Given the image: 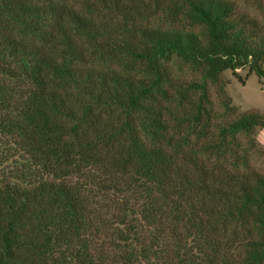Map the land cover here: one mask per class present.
<instances>
[{
    "label": "trees",
    "instance_id": "obj_1",
    "mask_svg": "<svg viewBox=\"0 0 264 264\" xmlns=\"http://www.w3.org/2000/svg\"><path fill=\"white\" fill-rule=\"evenodd\" d=\"M237 69L264 0H0V264H264Z\"/></svg>",
    "mask_w": 264,
    "mask_h": 264
},
{
    "label": "rangeland",
    "instance_id": "obj_2",
    "mask_svg": "<svg viewBox=\"0 0 264 264\" xmlns=\"http://www.w3.org/2000/svg\"><path fill=\"white\" fill-rule=\"evenodd\" d=\"M239 78L230 71L223 73L227 81L226 90L232 103L240 110L257 109L264 111V79L257 78L253 73L247 74L246 69L236 70Z\"/></svg>",
    "mask_w": 264,
    "mask_h": 264
},
{
    "label": "crops",
    "instance_id": "obj_3",
    "mask_svg": "<svg viewBox=\"0 0 264 264\" xmlns=\"http://www.w3.org/2000/svg\"><path fill=\"white\" fill-rule=\"evenodd\" d=\"M257 140L264 146V126L258 130Z\"/></svg>",
    "mask_w": 264,
    "mask_h": 264
}]
</instances>
